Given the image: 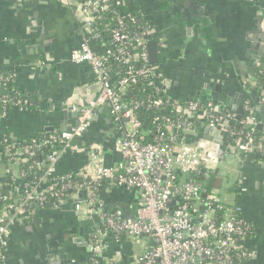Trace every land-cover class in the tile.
<instances>
[{
  "label": "crops",
  "instance_id": "obj_1",
  "mask_svg": "<svg viewBox=\"0 0 264 264\" xmlns=\"http://www.w3.org/2000/svg\"><path fill=\"white\" fill-rule=\"evenodd\" d=\"M121 1V15L133 16L152 29L150 41H155L158 50V63L153 65L158 83L155 86L166 99L180 105L199 103L196 94L205 86H219L218 99L225 112L235 114L225 108L226 103L232 107L243 100L244 111L253 103L248 113L264 127L262 93L251 89L256 85L254 73L264 63V0H179L180 9L166 0ZM92 35L76 3L66 7L57 0H0V73L13 76L28 103L27 108L14 107L6 117H0V199L14 198L16 203L27 179V173L22 177L7 164L4 140L21 145L40 134L50 136L73 127L78 117L72 107H84L101 91L89 64L69 60L82 40H87L97 55L113 51L110 42ZM109 83L115 84L113 74ZM107 109L93 111L87 133L72 140L69 148L52 149L61 153L54 177L86 173L93 148H99L97 154L106 167L121 162L116 143L123 133H132L133 129L126 120H116ZM199 121L188 119L195 126ZM203 122L207 127L206 120ZM46 129H52L50 134L45 133ZM34 154L27 164L39 169L48 153ZM226 161L234 165L224 176L233 185L223 197L228 205L242 209L240 217L252 231L241 241L253 255L245 264H264V155L250 162L245 158L243 163L236 156H223L222 162ZM97 194L104 211L121 209L130 216L142 197L138 190L107 184H101ZM75 202L76 198L69 196L62 204L37 207L31 213L4 212L2 216L9 224L2 251L4 264L85 263L89 255L76 240L86 243L99 220L96 214L76 212ZM106 242L107 257L129 264L141 256L148 241L124 237L116 241L109 235Z\"/></svg>",
  "mask_w": 264,
  "mask_h": 264
},
{
  "label": "built area",
  "instance_id": "obj_2",
  "mask_svg": "<svg viewBox=\"0 0 264 264\" xmlns=\"http://www.w3.org/2000/svg\"><path fill=\"white\" fill-rule=\"evenodd\" d=\"M62 5L70 7L76 3L86 29L92 30L95 18L101 13L110 12L113 3L122 8L121 0H57ZM111 13H114L111 11ZM129 16V15H128ZM118 28L111 32L113 51L104 55H97L91 49L87 40H82L79 46L70 54L69 60L74 64H89L94 78L101 85V91L95 99L87 105L73 106L72 110L78 114V123L65 131L54 133L42 142H33L37 151L49 148L45 163L40 168L44 174L37 184L26 189L23 201L18 200L9 209L19 213L27 212L29 203H36L42 207L46 195L54 197L53 203L62 204L67 197H75L74 210L78 213L97 215L101 227L91 230L87 239V253L104 264H122L116 259L106 256L108 244L107 236H113L116 241L124 237L131 240L146 239L148 242L142 247V254L137 260L129 264H245L253 255L241 244L245 239L248 228L243 220H239L242 209L237 205H228L224 197L216 189L205 191L202 184L192 180L178 181L179 175L190 178L195 173L203 171V177L210 180L218 170L223 156H235L242 153L245 158L251 153L264 155L262 144H256L251 134L232 131L228 124L236 122L235 114L222 111L220 106L211 103L201 104L189 102L185 105L170 103L174 112L184 120H206L207 128L220 127L221 141L226 142V149L212 142L200 140L188 143L175 137L180 126L166 128L158 135L155 144H142L136 139L141 128L136 118L137 106L123 102L121 97L129 84L136 82V77L151 76L154 78L151 86L157 83L153 68H147L149 55L147 44L151 40L150 26L142 28L135 38L129 39L123 30L121 19ZM92 33V32H91ZM94 36V35H93ZM97 38V36H94ZM132 44V53L128 45ZM114 57L125 64L136 62L142 64L140 70L128 67L125 76L117 82L118 90L109 83L111 71L108 70L106 60ZM1 80V79H0ZM158 84V83H157ZM264 96V95H263ZM162 100L154 102L160 107ZM264 110V97H261ZM106 105L116 120H126L133 132H125L116 143L121 162L113 167H106L104 160L97 154L99 148H93L89 153V164L86 173L78 175H64L54 177V166L61 153L52 150L57 147L69 148L72 140L87 133L92 121L93 111ZM251 109L252 107H248ZM246 108V117L238 121L242 128L250 125L251 132L258 123ZM264 116V115H263ZM175 129L174 132L171 130ZM8 140H4L7 143ZM8 144L4 149L6 157L14 156L12 168L28 163L27 150L20 151ZM14 150L13 155L11 152ZM33 152L30 153L35 156ZM35 167V166H33ZM36 168V167H35ZM15 171L23 177L25 172ZM89 181L74 184L73 180ZM60 180L65 186L55 191L56 182ZM95 183V185H94ZM107 184L125 190H138L141 200L132 216L126 217L121 209H114L106 214L104 205L96 197L99 186ZM86 185L85 194H82ZM72 191L61 199V192ZM220 212V217L217 213ZM8 221L0 215V264H4L2 251L6 247L8 235ZM96 260V261H97ZM95 263V260L89 258Z\"/></svg>",
  "mask_w": 264,
  "mask_h": 264
},
{
  "label": "trees",
  "instance_id": "obj_3",
  "mask_svg": "<svg viewBox=\"0 0 264 264\" xmlns=\"http://www.w3.org/2000/svg\"><path fill=\"white\" fill-rule=\"evenodd\" d=\"M179 4L176 6L178 7ZM114 12V13H111ZM121 8H118L114 3L111 7L110 12L101 13L97 18H95L93 28L91 30L92 34L94 36H97L96 39L99 41H106L112 42L111 32L115 29H117L118 21L121 19L123 23V30L125 31V34L128 36L129 39L135 38L139 35V33L142 31V28H145L147 25L145 24H139L138 21L133 16L128 15H121ZM92 35V36H93ZM133 45H128V51L132 53ZM104 55V54H103ZM114 57L108 58L106 60V64L108 67V70L111 71L113 74V77L115 79V84L113 85V88L115 90H118L117 82L122 79L126 72L128 67H133L135 71L140 70L142 67V64L132 62L129 64H125L123 62H119ZM147 68H154V66L150 63H147ZM255 74V81L256 85L251 88L255 92H258L259 95L262 93L260 97H264V63L259 68H257ZM0 117L4 118L8 115L9 111L13 109L14 107L25 109L28 107V103L25 102V98L20 93V91L16 88L14 84L13 76L10 74H4L0 73ZM154 78L151 76L146 77H136V82L134 84H129V86L126 88L125 92L122 94V101L127 103L131 106H137L135 110L136 118L141 124V128L139 130V133L136 137L142 144H155L159 140H157L158 135L161 131L165 130L166 128L171 127H177L180 123L184 122V119L180 116H178L174 110L171 108L170 103L166 101V97L162 93V91L156 90L151 86V82L153 83ZM247 89H250L247 86ZM157 100H162V105L160 107L154 106V102ZM250 102V101H249ZM249 106L253 107V103H249ZM222 111H225L224 109ZM263 115V114H261ZM262 117V116H261ZM258 118V117H257ZM238 123V122H237ZM228 127L235 132H242L245 134H251L253 139L255 140V143L262 144L264 147V127L258 132L253 133L250 130H247L246 128H242L239 124H228ZM48 136L40 134L38 136H35L34 138L30 139L26 143H23L21 145H13L9 141L7 143H3V148L5 149L8 144L14 146L15 151L20 150L24 151L27 150V157H30V153H34L37 151L33 145V142H42L47 139ZM175 137L179 140H185L186 137L180 133L176 134ZM226 142L223 144V148L226 149ZM39 152H46L49 153V148H43L39 150ZM14 150L11 152V155H13ZM240 163H243L245 156L241 155L240 153L235 155ZM7 164L10 165V167L15 166L14 165V156L7 157ZM31 165H28L27 163H24L20 165L18 168L15 167L16 170H21L22 172L27 173V179L24 180L25 186L22 189L20 195H18L16 198L23 201L25 197V191L29 187H32L33 185L37 184L38 179L44 174V169H36L33 167L31 169ZM178 181H194L198 182L199 184H202V187L205 191H209L213 188L214 184L213 181L215 180L217 182V177L214 174L210 180H207L203 177V171L199 173H195L190 178H184L183 176L179 175L177 177ZM89 181H82L80 179L73 180L74 184H81L88 183ZM218 183V182H217ZM95 185V183H94ZM65 183H62L60 180L56 182L55 191H60L64 188ZM86 185L83 186L82 194H85ZM234 188H231V192ZM70 192L72 191H63L61 192L60 196L61 199L65 198ZM96 197H98V194H95ZM56 200L54 197H51L50 195H46V201L42 205V208H50L52 207V204ZM15 199L10 200H4L0 199V215H2L4 212L10 213L11 209H9V206L14 204ZM39 207L36 203L32 202L29 203L26 206V211L28 213H31L32 211L36 210V208ZM108 214V212H106ZM217 217H220V212H218ZM239 220H242L241 217H239ZM245 227L248 228L245 238H249L252 235V231L249 228L250 226L244 222ZM98 227H101V224L97 225ZM249 226V227H248ZM89 258H92L95 260V263L89 261ZM93 256H88L87 261L85 263L81 264H104V262L97 260Z\"/></svg>",
  "mask_w": 264,
  "mask_h": 264
},
{
  "label": "water",
  "instance_id": "obj_4",
  "mask_svg": "<svg viewBox=\"0 0 264 264\" xmlns=\"http://www.w3.org/2000/svg\"><path fill=\"white\" fill-rule=\"evenodd\" d=\"M166 2L168 4L171 5H178L180 3L179 0H166ZM147 49H148V55H149V63L152 65H157L158 63V58H157V45L155 43V41H150L147 44ZM221 93L220 92V88L219 86H215L213 89H210L209 86H205L204 90H201L199 93L196 94L199 103L201 104H208L211 103L213 106H220L221 110H223L222 105L223 102L220 101L218 99V94ZM251 97L255 96V93H250ZM240 99H243V96L240 97ZM237 106H232L230 107L229 103H226L224 106L226 109H229L231 111H233L236 114V121H239L242 117H244L246 115V112L243 110V100H240L239 102L236 103ZM102 108L107 107L106 105L101 106ZM110 112L109 109L106 110V112ZM259 111H261V109H259ZM76 117H78V114L75 113ZM202 121V122H201ZM263 122V121H262ZM200 124H198V126L192 125L190 123H188V120H184V122L180 123V131H176L177 133H182L186 139L188 140H205L208 142H212L220 147L223 146V142L221 141V137H220V127H217L216 129H212V128H207L205 126V123L203 122V120L199 121ZM233 124V123H232ZM77 125V123H76ZM74 125V126H76ZM190 125V126H189ZM247 130H250L252 127L250 125L245 127ZM262 128V125H258L255 127L254 129V133H258ZM52 129H46L45 133L46 134H50V131ZM67 129H60L59 132L65 131ZM175 129H172L171 131L174 132ZM241 155H243L240 152ZM37 156V154H36ZM260 159L261 158V154L259 153H251L249 155H247L246 160L248 162H250L252 159ZM38 160V158H37ZM246 164V162H245ZM216 177H217V182L220 183L221 179H222V174L220 173V170H217L215 173ZM185 178V176H183ZM130 216L129 213H127L126 217ZM76 243L80 246H83L87 252V244L86 243H82L81 240L77 239Z\"/></svg>",
  "mask_w": 264,
  "mask_h": 264
},
{
  "label": "rangeland",
  "instance_id": "obj_5",
  "mask_svg": "<svg viewBox=\"0 0 264 264\" xmlns=\"http://www.w3.org/2000/svg\"><path fill=\"white\" fill-rule=\"evenodd\" d=\"M234 167L233 163H230L228 161L226 162H220V164L218 165V168L220 169V173L222 174V179L220 181V183H217L215 180L213 181V188H215L216 190L219 191V193L226 197L229 194V191H226L228 189V187L232 186L233 184H231L230 180H227L225 176V174H230V170ZM233 183V182H232ZM70 257L72 258V254L70 255Z\"/></svg>",
  "mask_w": 264,
  "mask_h": 264
},
{
  "label": "flooded vegetation",
  "instance_id": "obj_6",
  "mask_svg": "<svg viewBox=\"0 0 264 264\" xmlns=\"http://www.w3.org/2000/svg\"><path fill=\"white\" fill-rule=\"evenodd\" d=\"M181 5H180V3H179V8L178 9H180L181 7H180Z\"/></svg>",
  "mask_w": 264,
  "mask_h": 264
}]
</instances>
